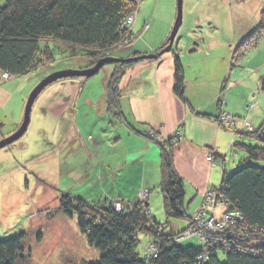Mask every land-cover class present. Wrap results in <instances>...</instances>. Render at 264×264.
<instances>
[{
	"label": "rangeland",
	"instance_id": "374dc122",
	"mask_svg": "<svg viewBox=\"0 0 264 264\" xmlns=\"http://www.w3.org/2000/svg\"><path fill=\"white\" fill-rule=\"evenodd\" d=\"M4 1L0 0V6L5 4ZM134 2H136L137 6L134 16H138L135 33L139 29L142 30L143 25H147V27L145 30L143 27L144 32L141 31L139 34H134L132 30L131 35L133 39L128 44L117 46V48L113 49L110 52L111 56L118 57L123 52V49L126 52V50L141 46L143 43H147V41L162 44L157 51L142 53V55L153 54L161 51L169 43V37L177 17V0H134ZM258 6H260V13L256 11ZM263 20L264 0H184L183 22L172 49L178 55H183V60L185 58L186 62L193 58L202 59L201 62H203L206 57L207 59L210 57L209 73L212 76H217L224 72L223 66L230 65V69L231 66L236 68H234L236 71L232 76H228L229 70L225 78L220 79L221 77L218 76L214 80L220 82L218 98L222 99V96L226 98L223 105L227 109L230 106L231 110L241 113L238 114L237 124L239 121H245L242 123L244 124V128L242 127L237 130L240 133L243 131H249L250 133L251 131L246 129L248 124L254 127L253 124L258 126L264 121V92L260 90L262 74L264 72V32L259 37L257 35L254 36L247 45L243 43V39L247 35L260 28ZM245 32L247 33L245 34ZM244 34L245 37L243 38ZM204 36L210 39H215L217 36L220 39L221 37H231L230 40L235 41H230V44L237 42L236 40L239 42L243 41L239 45L235 44L230 47L229 58L227 60L224 57L221 58V52L216 51V49L211 52L190 51L195 47V44L192 43L202 41ZM191 44L193 47L187 49ZM54 56V61L46 62L45 65L26 75H10L7 77L0 71V85L8 82L7 84H10L11 92L10 101L3 112L6 116L0 118V134L6 133L5 135H0V141L9 137L20 128L24 119L25 106L29 94L42 79L58 70L86 69L95 64L90 58L83 57L82 55L67 57L62 52L55 51ZM143 61H151V59L133 62L132 65ZM111 66L113 64H106L98 74L91 78H78L81 87L80 90L78 89L79 92L74 102L75 105L73 110L66 111L64 115V118H72L70 119L72 126L73 122L74 124H78L77 127L81 132V146L77 145L73 140L74 130L69 122L68 125L64 124V122H59L60 116H48L46 120L45 117L41 119L45 110L47 112V108L49 107L52 111L53 106L45 103V110L41 114L40 97L57 83L55 82L47 86L38 99H36L37 102L35 101L32 107L30 124L25 134L14 143L4 147H9L11 151L13 150L12 154L17 152L18 155L15 160H12V163H16L18 172H26L27 170V174L21 182L14 179L10 180V177L7 176L9 181L6 184H0V192L2 193L0 212L2 207H5V203L13 209V211L1 219L0 241L9 239L16 233L24 231L26 234L25 256L28 259V264H80L83 261L97 262L101 257V252L89 244L87 237L78 225L76 214L70 217L63 211L60 198L65 194H69L74 198H82L95 205L104 204L107 201L115 209L116 204L113 205V198L116 200L119 194H124V190L130 182L137 180V174L131 173L128 175L124 172L122 166L123 160L119 164L121 157H124L123 143L108 141V139L114 138H109L111 128L107 117L100 114L99 104L96 103L95 106L88 104L89 100L87 98L102 97L100 93L104 92L102 90L105 87L103 80L106 71L105 67ZM67 79L71 81L70 79L75 80L77 78ZM249 89H252V91L247 101L245 93ZM107 94L108 90L106 91V96ZM55 96L54 94L53 97ZM228 96L230 97L228 98ZM242 101L244 102L242 103ZM74 111L75 116L73 115V119L71 113ZM227 113L223 112L220 115L219 119L223 124L229 123V115ZM107 114L109 115L108 111ZM17 116L19 117L17 118ZM109 116L114 120V122L112 120L113 123L124 125V120H115V117L111 113ZM12 117L17 118L19 123L12 125ZM12 129L13 131L11 132L10 130ZM8 130L10 131L9 133L7 132ZM43 130L48 131V139L45 133L41 132ZM180 130L178 129L170 138L174 141V147L175 143L181 138L182 131ZM150 135L151 140L158 143L157 133L152 131ZM167 140H165L166 142L161 141L167 143L169 141ZM237 141L253 146L260 145L256 140L248 136L239 135L237 136ZM246 157L247 155L244 151L231 148L226 161V175L229 176L233 170L247 164ZM214 158L215 155L213 156L212 153L208 155V159L212 164H215ZM28 161L30 162L28 163ZM253 164L262 165L263 163L253 162ZM28 170H32L33 172L30 173ZM218 170L220 172V180L221 177L223 180V172L221 173L219 168ZM161 181L162 174L160 173L159 185L151 189L152 194L150 195L145 188L140 189L137 198L132 200V203L126 209L134 210L138 205L144 209L150 197V212L153 220L163 224L166 233H181L188 227V221L187 219L170 220L167 218L164 208V197L160 188ZM215 191L212 188L206 192L202 203L206 202L205 205H209V208L213 207L217 219L220 221L221 216L218 217V214L226 212V209L222 206L221 202L220 205L215 207L216 205L212 198H208L211 197L209 196L211 193L218 194ZM122 200L124 202L128 201L126 199ZM200 209L199 207L193 213V216ZM190 221V227H198V223L193 224V220L190 219ZM6 225H11V231L4 234L2 231L6 228ZM203 226L210 229L208 223L207 225L203 224ZM210 231L214 235V237L210 236V239H220V236L216 234L220 233L219 231L215 232L212 229ZM158 235L159 231L156 234L137 233L139 240L138 252L146 260L152 255L149 251L147 253L146 250V247L150 250L151 245L153 246L152 253H154V257L157 258L160 255V251L155 246L156 241H154V239L158 238ZM182 246L198 247L200 246V242L198 237L194 235L184 239ZM219 257L222 261L226 259L224 253H219Z\"/></svg>",
	"mask_w": 264,
	"mask_h": 264
},
{
	"label": "trees",
	"instance_id": "16d2710c",
	"mask_svg": "<svg viewBox=\"0 0 264 264\" xmlns=\"http://www.w3.org/2000/svg\"><path fill=\"white\" fill-rule=\"evenodd\" d=\"M4 2L0 6V71L12 76L29 74L46 62L54 61L55 51L62 52L67 57L82 55L90 58L93 63L111 56L110 52L126 36L124 22L137 11L134 0ZM263 32L264 20L257 31L244 39V45ZM175 58L174 90L186 101L183 68L179 57L175 55ZM132 64H115L116 69L107 87V111L115 120H124L129 129L151 139L152 130L139 131L133 128L121 111L119 83L125 69ZM260 90L264 92V75ZM253 128L250 133L236 131V135L248 136L260 145L253 146L234 140L231 148L244 151L248 163L227 176L226 161L223 159V180L214 187L220 193L219 200L226 209L224 214L220 212L218 216L224 218L227 214L231 215L227 226L232 234L228 239H223L226 245L207 249V244L195 235L200 246H182L184 239L194 236H185L191 228L190 219L192 220L194 214H189L185 207V185L174 167V141L170 139L161 152L160 188L164 197V208L168 219H187L188 227L181 233H166L165 226L153 220L149 201L144 209L138 205L134 210L116 211L107 201L95 205L85 199L65 194L60 198L61 208L70 217L76 214L78 225L89 244L101 252L97 262L83 261L80 264H264V236L260 234L264 230V121ZM253 162L263 164L254 165ZM157 231L159 235L154 241L160 255L147 262L138 252L137 233L156 234ZM25 238L26 234L22 231L0 241V264H28ZM146 250L148 253L147 247ZM219 253L226 255L225 261L220 259ZM203 254L207 258L201 260Z\"/></svg>",
	"mask_w": 264,
	"mask_h": 264
},
{
	"label": "crops",
	"instance_id": "0c3cea01",
	"mask_svg": "<svg viewBox=\"0 0 264 264\" xmlns=\"http://www.w3.org/2000/svg\"><path fill=\"white\" fill-rule=\"evenodd\" d=\"M259 10L260 6L256 8L257 13H260ZM137 18L138 16L136 17L133 28L134 34H139L141 31L144 32L145 30H143V25L142 30L139 29L137 33H135ZM246 33L247 32H245V34ZM217 37L215 39H210L204 36L202 41L192 43L195 44V47L190 51L196 52L199 50L211 52L216 49V51L221 52V58L224 57V59L228 60L230 47L235 44H241L246 38L245 37L241 42L236 40L237 42L230 44V41H235L230 40L231 37H221V39ZM192 44L189 45L187 49L193 47ZM161 45L162 44H155L147 41V43H143V45L138 47H132L126 50V52H124L123 49V52L118 57L129 58L139 54L142 55V53H152L157 51ZM175 55L179 57L183 68L186 101H183L174 90ZM179 55L173 50L172 52L164 54L158 60L143 61L127 67L119 83L122 96L120 101L121 108L126 121L139 131H155L158 135V143L129 129L125 124L118 125L113 123L114 120L107 114L105 97L108 83L116 69L115 64L111 67H105L106 71L103 77L105 87L102 90L104 92L100 93L102 97L87 99L89 100L88 104L91 106H95L96 103H98L100 114L107 117L111 128L109 131L111 133L109 138H114L108 139V141L123 143L122 149L124 151V157H121L119 164H121L122 160L124 161L122 163L124 172L128 175L131 173L134 175L137 174V180L135 182H130L128 187L125 188L124 194L121 193L117 196L126 200L136 199L138 192L142 188L147 189L151 195V189L159 185L160 173L162 174V147L167 145L165 140H169L172 134L178 129H181V138L175 143V147L173 148V162L178 176L183 180L185 185L186 210L189 214H192L200 207L205 193L221 183L222 177L220 180L218 168L222 173L223 162L221 163V161L223 159L227 161L229 150L231 146H233L234 140L237 139L236 131L244 126L242 123L245 121H239L237 124L238 114L241 113L236 110H231L230 106L227 109L226 106L223 105V102L225 103L224 99L226 98L225 96H222V99L218 98V87L220 86V82L214 80L217 79L218 76L221 77L220 79L225 78L229 70L228 76H232L236 71L234 70L235 67L231 66L230 69V65L226 67L223 66L224 72L217 76H212V74L209 73L210 57L208 59L206 57L203 62H201L202 59L199 58L189 59L190 61L186 62L185 58L183 60V55H180L181 57ZM263 75L264 72L262 76ZM79 79L57 81V83L46 91L44 95H41V103H39L41 112L45 110V103L53 106L52 111L48 107L47 112L45 110L44 114L43 112L41 113L43 114L41 119L45 117L46 120L48 116H60L58 119L59 122H64V124L66 123L67 125L69 122L71 125L70 119L72 118H64V115L66 111L73 110L75 105L74 102L78 97V92L81 87ZM7 83L8 82L4 85H0V109H2L0 111V118L6 116L3 112L11 97L10 84L8 85ZM228 85L230 86V84ZM252 89H249V91L245 93L247 101L249 100L248 97L251 95ZM54 94L56 95L55 97H53ZM229 97L230 96H228V98ZM243 102L244 101H242V103ZM226 110L230 112L227 113ZM223 112L231 117L232 121L229 124L224 125L219 119ZM71 114V117L73 115L75 116V111ZM18 117L19 116H17V118ZM17 118L12 117V125L19 123ZM77 125L78 124H74V122V127L71 125L74 130L73 140L77 145L81 146V132ZM13 129L10 131L12 132ZM10 131L8 130L7 132L9 133ZM41 132H44L48 139V131L46 132L43 130ZM5 134L6 133H1L0 135ZM161 140L165 141V144ZM12 151L9 147L0 150V184H6L9 181L7 176L10 177V180L14 179L21 182L27 174L26 168H24L26 172H18L16 163H12V160H15L18 155L17 152L12 154ZM210 153H212L213 156L215 155V164H212L208 159ZM29 162L30 161H28V163ZM29 172L32 173L33 171L31 170ZM1 197L2 193L0 192V198ZM150 202L151 198L149 197V205ZM4 206L5 207H2L0 212V222L3 217L13 211L10 205L5 203ZM10 226L11 225H6V230L4 229L2 233L6 234L10 232Z\"/></svg>",
	"mask_w": 264,
	"mask_h": 264
},
{
	"label": "water",
	"instance_id": "95a60500",
	"mask_svg": "<svg viewBox=\"0 0 264 264\" xmlns=\"http://www.w3.org/2000/svg\"><path fill=\"white\" fill-rule=\"evenodd\" d=\"M183 1L184 0H177L178 9H177L176 21L173 30L171 32V35L169 37V41H168L169 43L161 51H158L153 54L137 55L135 57H129V58H118L114 56H107L98 60L92 67L86 69H62L55 71L49 74L48 76H46L44 79H42L29 94L25 106L24 119L20 128L16 132L11 134L9 137L0 141V149L14 143L25 134L30 124L32 107L36 99L39 97V95L47 86L59 80L67 79V78H75V77L86 78V79L91 78L96 74H98L101 68L106 64L133 63L145 59L153 60V59H158L166 52L172 51L175 39L183 22Z\"/></svg>",
	"mask_w": 264,
	"mask_h": 264
},
{
	"label": "built area",
	"instance_id": "2783aa9c",
	"mask_svg": "<svg viewBox=\"0 0 264 264\" xmlns=\"http://www.w3.org/2000/svg\"><path fill=\"white\" fill-rule=\"evenodd\" d=\"M136 17L133 15H131L130 17H128V19L124 22L123 25V29L124 32L126 33V36H124V41L121 42L119 44V46H123L124 44H128L130 42V40L133 39L132 35H131V31L133 30L132 27L134 25ZM148 24V23H145ZM147 25L144 26V29H146ZM5 76L9 77L10 74L8 73H4ZM231 121V117L229 116V122ZM247 130L253 131V127L252 125H247L246 126ZM216 193H211L208 198H212V200L215 203V207H217L218 205H220V202L223 206V202L219 200V195L220 193L218 191H215ZM143 193V192H142ZM213 195V196H212ZM119 201V202H117ZM113 205H115V210L116 211H122L124 209H126L128 207V205H130L132 203V201H127L124 202L122 199H117L114 200L113 198ZM206 202L202 203L200 206V211L195 213V216H193L192 220H193V224L194 223H198V227H191L185 234L186 237H189L191 235H197L199 236V238L201 239L202 242H205L207 245V249H209L210 247H216L217 245H226L225 243H223V239H228L230 236V234H232L231 230L229 229V226H227L228 220L231 218L230 214H227L224 216V218L221 216V220L219 221L217 219V215L215 213V210L213 209V207L209 208V205H205ZM199 213V214H198ZM224 214V213H223ZM219 217V216H218ZM209 225L208 229L206 226H203V224L205 225ZM212 229V231H219L220 233H216L218 236H220V239H210V236L214 237V235H212V232L210 231ZM264 236V230H261V233ZM154 245V244H153ZM157 245V244H156ZM155 245V246H156ZM158 246V245H157ZM152 248L153 246L151 245L150 250H148L152 255H150L147 259V262H151L153 259H155L154 257V253H152ZM157 248V247H156ZM158 249V248H157ZM241 249V248H240ZM207 258V255L203 254L200 259L204 260Z\"/></svg>",
	"mask_w": 264,
	"mask_h": 264
},
{
	"label": "bare ground",
	"instance_id": "6f19581e",
	"mask_svg": "<svg viewBox=\"0 0 264 264\" xmlns=\"http://www.w3.org/2000/svg\"><path fill=\"white\" fill-rule=\"evenodd\" d=\"M144 198V197H143ZM147 199V198H146ZM145 201V200H144ZM200 211V210H199ZM193 223V222H192ZM196 224V223H195ZM191 226V225H190ZM196 226V225H195ZM188 230V229H187ZM185 231V230H184Z\"/></svg>",
	"mask_w": 264,
	"mask_h": 264
}]
</instances>
